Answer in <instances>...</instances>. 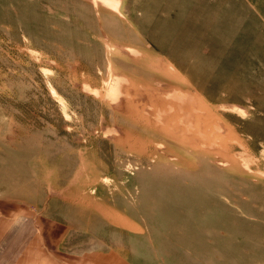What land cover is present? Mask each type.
I'll return each instance as SVG.
<instances>
[{"label": "rangeland", "instance_id": "374dc122", "mask_svg": "<svg viewBox=\"0 0 264 264\" xmlns=\"http://www.w3.org/2000/svg\"><path fill=\"white\" fill-rule=\"evenodd\" d=\"M31 242L264 264V0H0V264Z\"/></svg>", "mask_w": 264, "mask_h": 264}, {"label": "crops", "instance_id": "0c3cea01", "mask_svg": "<svg viewBox=\"0 0 264 264\" xmlns=\"http://www.w3.org/2000/svg\"><path fill=\"white\" fill-rule=\"evenodd\" d=\"M47 244L58 246L59 244L65 245L66 242H31L29 246H33L34 250H28L26 253L22 254L20 256V262H24L27 264H63L64 262L61 261L57 256L52 254V252H48L45 250V246ZM63 245V246H64ZM62 246H59L61 250ZM62 251V250H61ZM64 252V251H62ZM67 253L61 254L62 259L66 258V263L69 264L70 261L77 260L79 264H91L92 257H97L98 260L94 262H98L99 264H123V258L119 255H117L114 251L108 250V251H95V250H88V251H82V252H76V251H66ZM23 256L26 258L24 259ZM79 256V259H76L75 257ZM55 259H54V258Z\"/></svg>", "mask_w": 264, "mask_h": 264}]
</instances>
